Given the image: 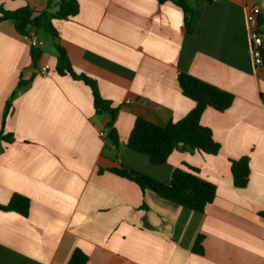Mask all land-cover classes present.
Here are the masks:
<instances>
[{"label": "crops", "instance_id": "1", "mask_svg": "<svg viewBox=\"0 0 264 264\" xmlns=\"http://www.w3.org/2000/svg\"><path fill=\"white\" fill-rule=\"evenodd\" d=\"M59 1L51 0V12ZM77 1L79 14L56 25L59 43L74 71L119 110L120 147L102 138L111 116L97 117L91 89L55 72V41L37 35L43 56L33 68L31 39L1 22L0 206L21 195L31 208L28 217L0 211V264H69L76 250L87 264H264V68L255 66L249 25L251 8L264 15V0H195L201 13L192 35L170 2ZM48 3L0 0V8ZM179 73L233 94L234 103L202 116L221 146L217 156L177 150L154 166L128 140L139 118L165 127L194 109ZM21 80L30 85L4 119ZM245 157L250 178L240 190L232 161ZM121 164L166 185L188 165L216 187V199L202 214L185 209L108 172ZM199 236L203 255L193 252Z\"/></svg>", "mask_w": 264, "mask_h": 264}, {"label": "trees", "instance_id": "2", "mask_svg": "<svg viewBox=\"0 0 264 264\" xmlns=\"http://www.w3.org/2000/svg\"><path fill=\"white\" fill-rule=\"evenodd\" d=\"M158 1L160 4L170 2L181 8L184 13L186 33L188 35L194 34V20L201 13L195 0ZM210 2H213V0H210ZM51 8V0H49L48 8L45 10H34L25 7L14 12H8L0 8V23L13 21L17 33L23 37L30 38L32 32L38 35L39 31L42 30L53 37L57 51L55 72L59 76H70L76 81L83 82L91 89L97 117L104 114L111 116V121L105 129L107 133L105 139L116 149H119L120 139L115 128L119 110L113 108L109 101L102 98L95 80L74 71L65 48L59 43L61 33L56 25L76 17L80 12L79 3L77 0H60L58 10L55 13L51 12ZM258 21L264 40V15H260ZM262 52L264 57V46ZM30 55L32 67L37 68L43 56V50L39 45H32ZM178 82L183 96L195 103L194 109L181 121L171 122L165 127L157 126L139 118L136 120L128 140V148L135 153L146 156L154 166L167 164L169 158L177 150L191 153L201 152L212 156H217L221 151V146L214 140L212 131L204 127L201 120L206 110L210 108L220 113L229 110L234 103V95L186 73L178 74ZM29 85V82L20 81L15 93L7 103L4 119L8 115L15 98ZM184 166L185 170L176 169L173 172L169 185L135 171L124 164L108 172L135 183L144 192L151 191L165 201L202 214L215 201L216 187L203 181L199 177L198 169L188 165ZM100 173H104V170H100ZM232 177L235 188L240 190L247 188L250 178V159L248 157L232 161ZM30 208L31 201L29 198L14 195L8 205L0 206V211L14 212L23 217H28ZM261 216L264 217V213ZM203 242L204 237L199 236L193 247L195 254H204ZM87 263L88 256L80 250H76L69 261V264Z\"/></svg>", "mask_w": 264, "mask_h": 264}, {"label": "built area", "instance_id": "3", "mask_svg": "<svg viewBox=\"0 0 264 264\" xmlns=\"http://www.w3.org/2000/svg\"><path fill=\"white\" fill-rule=\"evenodd\" d=\"M261 14H262L261 7L255 6L251 8L250 16H249L250 35L252 40V53H253L254 63L257 69L264 68V57L262 52L264 46V40L261 34V29L258 21V18ZM30 39L33 46H38V37L34 32L31 33ZM49 71L50 68L48 66H45L41 69V75L46 76L48 75ZM106 137L107 134L102 133V138L105 139Z\"/></svg>", "mask_w": 264, "mask_h": 264}, {"label": "rangeland", "instance_id": "4", "mask_svg": "<svg viewBox=\"0 0 264 264\" xmlns=\"http://www.w3.org/2000/svg\"><path fill=\"white\" fill-rule=\"evenodd\" d=\"M39 35H41V36H47L49 39H51V40L54 41L53 37L48 32H46L44 30L39 31Z\"/></svg>", "mask_w": 264, "mask_h": 264}]
</instances>
